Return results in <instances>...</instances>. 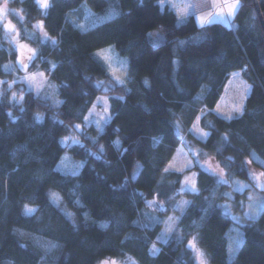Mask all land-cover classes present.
I'll return each instance as SVG.
<instances>
[{"label":"trees","instance_id":"16d2710c","mask_svg":"<svg viewBox=\"0 0 264 264\" xmlns=\"http://www.w3.org/2000/svg\"><path fill=\"white\" fill-rule=\"evenodd\" d=\"M238 1L231 26L200 27L194 15L178 22L176 12L158 0H52L46 10L36 0H14L25 12L24 18L9 14L20 40L39 47L36 60L45 68L57 61L54 79L67 84L59 90L65 101L60 107L55 95L24 87L23 111L9 99L12 89L0 97V264H96L110 256L127 264H194L187 243L195 235L211 264H264V208L238 225L222 208L229 189L214 174L195 165L197 193L183 189L185 173L165 170L181 145L214 155L229 178L252 184L256 170H264V30L254 0ZM84 8L101 19L87 27L75 23ZM38 21L48 41L36 30ZM155 30L165 37L159 46L149 37ZM107 46L127 58L123 85L95 56ZM8 59L14 63L5 70ZM18 61L0 25V77L15 79L20 89ZM236 73L250 92L244 115L225 120L214 109ZM97 77L105 83H95ZM99 97L109 99V121L101 130L78 132ZM37 109L45 111L43 122L34 115ZM200 114L206 140L190 131ZM72 135L81 145L67 149L62 141ZM66 153L82 162L78 174L58 170ZM50 192L63 197L62 207L50 201ZM184 197L192 202L182 210ZM25 203L38 204L40 211L25 214ZM68 211L76 214V224ZM172 213L180 216L176 225L167 220ZM100 221L109 222L107 230Z\"/></svg>","mask_w":264,"mask_h":264},{"label":"rangeland","instance_id":"374dc122","mask_svg":"<svg viewBox=\"0 0 264 264\" xmlns=\"http://www.w3.org/2000/svg\"><path fill=\"white\" fill-rule=\"evenodd\" d=\"M39 6L46 10V8L43 6L41 0H36ZM214 0H164L163 3H170L176 10V14H179L180 12H186L188 14H191L192 12L198 10V5L201 4H208L210 8L213 5ZM238 3L239 1L236 0ZM176 5H179V7H176ZM187 5H191V7H185ZM240 7V4H239ZM206 8V9H207ZM172 9V8H171ZM196 9V10H195ZM201 10V9H200ZM205 10V9H204ZM190 12V13H189ZM10 14V13H9ZM16 14L18 17L21 18L20 15ZM236 15V13L233 15ZM190 16V15H189ZM232 18V19H233ZM101 18H96L92 14V12L88 8H84L82 16H79L77 13L73 17V20L75 23L79 24L82 27H87L92 22H95ZM105 20V19H103ZM101 20V22L103 21ZM214 22L213 20L208 23ZM7 21H3L0 19V25L3 26L5 29L10 41L16 48L18 55H19V61L22 58V52L25 50L21 48V45L29 46L28 44L22 42L19 38L18 31L14 25L13 28L7 27ZM229 26L232 25L229 23ZM36 30L40 33L41 38L43 41H48L49 37L45 36L43 34L44 28L41 23L40 27L35 26ZM150 40L154 46H159L165 41L164 35L159 31L155 30L149 34ZM31 47V46H29ZM106 50V52H105ZM101 52H105L108 59H105L104 56L100 55ZM95 56L102 60L106 66L108 67V70L114 80L120 84L123 85L124 83H121V80H126L127 76V70H128V64H127V58H122L118 55L116 52L114 46H107L105 48L99 49L96 51ZM26 60V56L23 57ZM37 58V57H36ZM36 58L33 60V65L36 60ZM18 61L19 67L23 72V66ZM21 83H23V87L25 90L31 91L34 94L35 89L30 88L28 83L25 81L20 80ZM4 87V84H3ZM22 87V88H23ZM10 90V89H8ZM20 90L21 87H20ZM12 91V90H11ZM8 92V91H7ZM250 92V86L249 84L243 79L241 73L233 74L232 77L227 82L223 95L221 96L220 101L216 105V108L214 109V112L224 118L225 120H229V114L233 116V119L239 117L237 115V109L244 108L245 100ZM37 95V94H36ZM42 97H47L44 95H40ZM53 95H49L48 98L53 99ZM56 99V97H55ZM12 102L19 103L16 100H11ZM202 117V114L199 115V117L194 122L193 126L191 127L190 131L191 133L199 138L200 140H206L208 137L205 135V131L201 129L200 127V119ZM110 119V104L109 99L106 97H99L93 105L92 109L88 113L84 127H76L78 132H82L84 129H87L89 127H93L97 130H101L103 125L107 123ZM232 120V119H231ZM198 121V123H197ZM185 140V139H184ZM188 141L185 140V143ZM62 144L67 147V149L73 147V146H80L81 142L79 138L75 135L69 136L65 139H63ZM188 144V143H187ZM194 149H197L193 146H190L189 150L184 146L181 145L177 148L173 158L168 163L166 169H168V172H178V169L184 168L185 176H190L191 171H193V168L196 166L200 167L201 169L214 174L220 183L224 186H226L229 190L225 192V201L223 202L222 208L224 212L234 221V223H237L238 225H243L248 223L249 220L256 218L261 211L264 208V195L260 192L261 189H263V184L260 182V180L256 179L257 175H253V183L247 182L244 185L236 183V179L229 178L227 174L224 176H221L213 171V169L216 168V162L211 159V156H205V153L199 152L197 153L194 151ZM191 159L193 161V168L188 169L186 168L187 160ZM169 165H174L173 167H169ZM82 167V162L78 163L76 160L70 155V153H66L61 162L58 165V170H60L63 173L66 174H78L80 172V169ZM183 189L189 190L192 192H195L192 190L191 182H183ZM234 191L236 192H244L246 193L245 196H237ZM151 208H157L155 203L149 204ZM237 237H234V240H236ZM239 239V243H240ZM187 247L192 253L194 264H211L205 250L200 246L198 242L197 235L193 236L187 243ZM234 253H231V255ZM102 264H114L113 260H105L102 262Z\"/></svg>","mask_w":264,"mask_h":264},{"label":"clouds","instance_id":"9594fccd","mask_svg":"<svg viewBox=\"0 0 264 264\" xmlns=\"http://www.w3.org/2000/svg\"><path fill=\"white\" fill-rule=\"evenodd\" d=\"M41 2L43 4V6L45 8H47L50 6L52 0H41ZM158 2L163 4L164 0H158ZM21 3H22V0H21ZM176 7H179V5H176ZM185 7H191V5H187ZM197 7H198V10L206 9L208 7V4H201V5H198ZM212 7L219 8V5L213 4ZM235 7H236V5H230L229 10L231 11ZM9 13H17L18 15L21 16V18L25 17L24 9L20 6H17L14 3V0H0V19H2L3 21H7L8 22L7 27L11 29L14 27V25L10 20ZM211 15H212L211 11L205 12L203 16L198 15L197 20L199 22L200 27H204L203 21L208 20V18L211 17ZM187 18H188V16H187L186 12H180L177 16L178 22L185 21V20H187ZM41 23L42 22L38 21L36 23V26L40 27ZM43 34L45 36L49 35V33L46 30L43 32ZM21 48L24 49L25 51L22 52V58L19 61L20 64L23 66V74L19 76V79L27 82L30 88H34L35 93L37 95H44V96H47L50 94L55 95L56 96V100H55L56 105L58 107L62 106L65 103V101L62 98H60L59 90H60L62 84H64V85L67 84V81L58 82L56 79H54V72H55V69L57 67L58 62L55 60H50V69L45 68L39 60H36L35 64L33 65V63H32L33 60L38 55H40L39 47H29L26 45H21ZM24 56H26V60L23 58ZM41 59H43V57H41ZM13 63H14L13 60L8 59L6 62L3 63L2 67L5 70H7L11 65H13ZM174 63H175V61H174ZM5 80H7V87L6 88L3 87ZM94 82L97 84H103V83H105V80L97 77ZM121 83H125V81L121 80ZM144 83L145 84L149 83V80L147 77H145ZM14 84H15V79H9L6 76L0 77V97H3L4 94L8 91V89H12L9 99H10V101L11 100L18 101L21 104V111H23L24 110V101L26 100L27 94L24 91L14 87ZM22 87H23V85H21V88ZM118 98L120 100L125 99V97L123 95H120ZM34 115H35L36 119L38 120V122H43L45 119V111L44 110L37 109L34 112ZM237 115L242 117L244 115L243 110L237 109ZM54 118L58 119L59 117L55 116V114H54ZM231 119H233V116L229 117V120H231ZM177 122H179V121H177ZM77 127H79V125H77ZM205 135H207V133H205ZM153 139L155 140V139H159V138L154 137ZM113 143L118 145V144H120V140L117 139ZM100 148L103 150L104 145L101 144ZM194 151L199 153L201 151V149L197 148V149H194ZM208 155H209V153L205 152V156H208ZM211 159L215 160L216 158L214 155H212ZM248 163L249 164L252 163L250 159L248 160ZM137 165L142 166L143 162L138 160ZM185 167L188 169L193 168V161L191 159L187 160ZM165 170L167 171L168 169H165ZM177 171L183 173L185 171V169L181 168V169H178ZM213 171L216 172L217 174L221 175V176H224L226 174V170L220 166L219 162H217L216 168L213 169ZM256 172L259 173V175L256 176V179L264 180V170L257 169ZM198 175H199V173L196 172L195 170H193V171H191L190 176H185L184 180L182 181V183L190 181L191 185H192V190L197 192V193H199L201 191V189L197 185ZM186 178H187V180H186ZM192 181H194L195 183L193 184ZM236 183L244 185L247 182L240 179V178H237ZM53 193L54 192H50V201L56 207H62L63 206V197L57 193H55L56 196L54 197ZM217 195L220 196L223 194L217 193ZM262 195H264V194H262ZM204 198L207 199V196H205ZM155 202L156 201L154 199H150L148 201L149 204H153ZM159 202L161 204L164 203V201H162V200ZM191 202L192 201L186 197L182 198L179 202L181 209L183 210ZM22 211L25 214L34 215L40 211V206L38 204L25 203L23 205ZM68 215L70 218H72V223L76 224V219H75L76 214L74 212L68 211ZM41 218L42 217L37 216V219H41ZM89 219H91V217L89 216L88 213H85V220H89ZM167 220L172 225H176L180 220V216L177 215L176 213H172L171 215L168 216ZM133 222H135V221H133ZM193 223H195V221ZM98 226L104 230H107L109 227V222L108 221H100L98 223ZM126 238H127V236H125V239ZM121 242H123V241H121ZM154 247H155V245H154ZM108 259L109 260L114 259V264H127L126 261H124L123 259H120V258H113L110 256V257H108ZM96 264H102L101 260H97Z\"/></svg>","mask_w":264,"mask_h":264},{"label":"crops","instance_id":"0c3cea01","mask_svg":"<svg viewBox=\"0 0 264 264\" xmlns=\"http://www.w3.org/2000/svg\"><path fill=\"white\" fill-rule=\"evenodd\" d=\"M213 2H214L213 4L219 5V8L210 7L205 10L195 9L196 11L192 12L191 14L187 13V16L194 15L197 18L198 15L203 16L205 12L211 11L212 12L211 17H209L208 20L203 21L204 26L208 25V23H210L212 20L214 21L212 23H222L225 25H229L228 22L231 23V21L233 20L232 19L233 15L238 11L239 3L236 0H214ZM230 5H236V7L230 11L229 10ZM163 6H169L176 12L175 8L170 3H163Z\"/></svg>","mask_w":264,"mask_h":264},{"label":"water","instance_id":"95a60500","mask_svg":"<svg viewBox=\"0 0 264 264\" xmlns=\"http://www.w3.org/2000/svg\"><path fill=\"white\" fill-rule=\"evenodd\" d=\"M254 5H255L256 13H257V15L259 17L260 23H261L262 28L264 30V18H263L262 11H261V8H260V1L259 0H254Z\"/></svg>","mask_w":264,"mask_h":264},{"label":"snow or ice","instance_id":"6c2138e0","mask_svg":"<svg viewBox=\"0 0 264 264\" xmlns=\"http://www.w3.org/2000/svg\"><path fill=\"white\" fill-rule=\"evenodd\" d=\"M105 52H106V50H105ZM105 52H101L100 53V55H102V56H104L105 57V59H108V57H107V55L105 54ZM231 115L229 114V117H230ZM197 123H198V121H197ZM174 165H169V167H173ZM186 180H187V178H186ZM192 183L194 184L195 182L194 181H192ZM53 196L55 197L56 196V194L55 193H53ZM169 230H171V228H169Z\"/></svg>","mask_w":264,"mask_h":264}]
</instances>
